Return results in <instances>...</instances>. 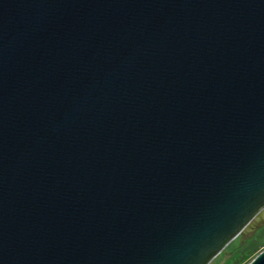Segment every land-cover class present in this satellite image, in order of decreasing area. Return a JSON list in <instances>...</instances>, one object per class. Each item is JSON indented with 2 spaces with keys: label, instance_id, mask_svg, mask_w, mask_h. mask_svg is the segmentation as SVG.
I'll list each match as a JSON object with an SVG mask.
<instances>
[{
  "label": "water",
  "instance_id": "obj_1",
  "mask_svg": "<svg viewBox=\"0 0 264 264\" xmlns=\"http://www.w3.org/2000/svg\"><path fill=\"white\" fill-rule=\"evenodd\" d=\"M263 208L264 0H0V264H208Z\"/></svg>",
  "mask_w": 264,
  "mask_h": 264
},
{
  "label": "trees",
  "instance_id": "obj_2",
  "mask_svg": "<svg viewBox=\"0 0 264 264\" xmlns=\"http://www.w3.org/2000/svg\"><path fill=\"white\" fill-rule=\"evenodd\" d=\"M244 229L222 250L228 256L221 264H244L264 246V223L258 225L245 240L240 241ZM220 258L221 254H217L213 262H217Z\"/></svg>",
  "mask_w": 264,
  "mask_h": 264
},
{
  "label": "rangeland",
  "instance_id": "obj_3",
  "mask_svg": "<svg viewBox=\"0 0 264 264\" xmlns=\"http://www.w3.org/2000/svg\"><path fill=\"white\" fill-rule=\"evenodd\" d=\"M262 223H264V208L261 209L245 227L244 232L240 236V241L245 240L248 236H250L254 232L255 228ZM218 254H221V258L217 262H213L212 259L208 264H221L228 256V254L224 253V251H221Z\"/></svg>",
  "mask_w": 264,
  "mask_h": 264
}]
</instances>
